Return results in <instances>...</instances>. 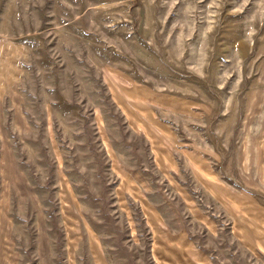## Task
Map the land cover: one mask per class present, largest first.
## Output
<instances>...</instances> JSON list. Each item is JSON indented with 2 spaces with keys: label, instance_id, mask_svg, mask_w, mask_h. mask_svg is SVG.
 <instances>
[{
  "label": "rangeland",
  "instance_id": "374dc122",
  "mask_svg": "<svg viewBox=\"0 0 264 264\" xmlns=\"http://www.w3.org/2000/svg\"><path fill=\"white\" fill-rule=\"evenodd\" d=\"M0 264H264V0H0Z\"/></svg>",
  "mask_w": 264,
  "mask_h": 264
}]
</instances>
